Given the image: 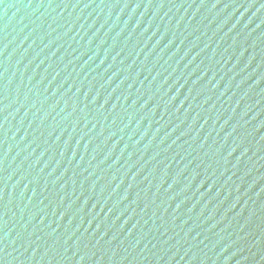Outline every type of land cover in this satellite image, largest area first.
<instances>
[{
    "label": "water",
    "instance_id": "95a60500",
    "mask_svg": "<svg viewBox=\"0 0 264 264\" xmlns=\"http://www.w3.org/2000/svg\"><path fill=\"white\" fill-rule=\"evenodd\" d=\"M0 264H264V0H0Z\"/></svg>",
    "mask_w": 264,
    "mask_h": 264
}]
</instances>
